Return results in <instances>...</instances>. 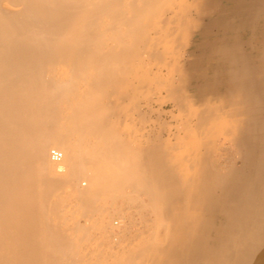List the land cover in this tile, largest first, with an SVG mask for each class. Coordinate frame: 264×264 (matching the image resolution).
Instances as JSON below:
<instances>
[{
    "label": "bare ground",
    "instance_id": "obj_1",
    "mask_svg": "<svg viewBox=\"0 0 264 264\" xmlns=\"http://www.w3.org/2000/svg\"><path fill=\"white\" fill-rule=\"evenodd\" d=\"M204 1L0 0V264L264 263L253 258L264 185L253 200L250 167L264 151V101L246 37L264 0L231 1L234 14L218 17L236 40L192 58L212 35ZM199 69L210 77L200 110ZM163 90L179 117L151 138L139 107ZM217 219L230 234L213 244Z\"/></svg>",
    "mask_w": 264,
    "mask_h": 264
},
{
    "label": "crops",
    "instance_id": "obj_2",
    "mask_svg": "<svg viewBox=\"0 0 264 264\" xmlns=\"http://www.w3.org/2000/svg\"><path fill=\"white\" fill-rule=\"evenodd\" d=\"M222 1V5H220V8L218 9V14H220V12L222 11L224 14H225V11L227 10L228 11V15L227 16H229V15H231V13L232 14H234V12H233V8L231 7V1L233 2V0H221ZM241 1H243V0H241ZM256 1H261V0H256ZM219 16V15H218ZM220 20H222V24H221V21L220 22H218L219 24H218V30H217V40L216 41H220V40H226V39H228L230 42L231 41H234V40H236V35H235V33H234V31L233 32H230V26H228L229 24V21H228V18L227 17H223V19H220ZM259 26L260 27H258V29L257 28H255L254 30H253V28L250 30V32H249V34L250 33H253V34H248L246 37L249 39V42H250V44H249V48L250 49H252V50H254V51H252V54H253V56L252 57H250V59H249V69H250V72H249V78H250V80L252 81V82H254V91H252V95H254V98L255 99H257L259 102H261V100L260 99H258V98H260V97H262V99H263V101H264V21H261L260 23H259ZM233 27V26H232ZM256 33V34H255ZM261 33V34H260ZM263 33V34H262ZM255 34V35H254ZM222 35H224V36H222ZM246 35V34H245ZM252 37V39L250 38V37ZM254 36V37H253ZM257 36V37H256ZM245 37V36H244ZM261 38V39H260ZM251 39V40H250ZM254 39H255V43H254ZM257 40V41H256ZM261 40H263V43L261 42ZM252 43V44H251ZM254 43V44H253ZM260 44V45H259ZM259 53V54H258ZM257 56V57H256ZM262 56V57H261ZM261 57V58H260ZM258 61V62H256V60ZM262 59V60H261ZM254 60V61H253ZM261 60V61H260ZM257 64V65H256ZM261 64H262V66H261ZM260 65V66H259ZM257 73V74H256ZM251 74V75H250ZM205 78H210V77H208V76H205L204 74H202V79L201 80H205ZM256 80H258V82L256 81ZM257 82V83H256ZM263 89H262V88ZM202 89H203V86H202ZM256 90V91H255ZM258 90V91H257ZM203 91V90H202ZM258 93V94H257ZM260 93V94H259ZM262 93H263V95H262ZM257 94V95H256ZM205 95H203V93H202V99H203V97H204ZM255 96H257V97H255ZM257 100H256V104H257ZM259 104V103H258ZM199 104H195V105H193L192 104V108L193 109H195V108H197L198 110H200V109H202V107H200V106H198ZM264 105V104H263ZM260 111H263V113H264V108H263V110H262V108L260 109ZM261 144V143H260ZM261 147H259V149H260ZM258 150V149H257ZM258 154V155H257ZM264 151H263V153H261V150H259V152L258 153H255V156H253L252 158H254V159H252V161H254L253 162V166H250L251 167V169L253 170V178H254V181H252V185H254V187H255V185H256V187H257V189H256V187H255V192H253V196H252V198H253V200H260V194H259V189L261 188V186H263L264 185V183L262 182V181H260L261 179H262V176H264ZM260 160V161H259ZM262 161V162H261ZM256 163V164H255ZM255 165V166H254ZM261 165V166H260ZM258 166V167H257ZM260 166V167H259ZM255 169V170H254ZM257 169V170H256ZM260 171V172H259ZM251 172V171H250ZM256 172V173H255ZM258 172V173H257ZM255 175H257V177L255 176ZM257 178V179H256ZM244 182V183H243ZM255 184H254V183ZM236 184V185H235ZM234 185V186H233ZM238 185V186H237ZM245 185H247V182L246 181H240V184H238L237 182L236 183H233V184H230L229 186H230V188H228L230 191H232L233 193H236L237 192V190L238 189H240L241 188V186H245ZM236 187V188H235ZM256 195V196H255ZM231 201H232V203H231ZM245 201V200H244ZM230 203V205L231 206H233L234 208L236 207H238V209H239V206H240V202H239V200L238 199H236V197H233L232 198V200L230 199V201H228V204ZM238 204V205H237ZM244 205V204H243ZM235 208V210H237ZM220 216V215H219ZM219 216H217V217H219ZM216 216H214V218H215ZM230 221H232V219L230 220ZM229 221V224L231 223ZM212 227H213V229H210L212 232H211V234H210V241L214 244L215 243V241L217 242L218 241V239H220V238H226L225 236L227 235V237H229V234L230 233H228L227 232V230L224 228V227H222V221L220 220V219H217L216 221H213V224H212ZM214 227H215V229H214ZM209 230V231H210ZM219 233V234H218ZM214 236H213V235ZM214 240V241H213ZM263 242H264V240H263ZM263 242H262V244H261V251L259 252V253H256V255L253 257L254 258V262H255V258L257 257V256H262V254L264 253V244H263Z\"/></svg>",
    "mask_w": 264,
    "mask_h": 264
},
{
    "label": "rangeland",
    "instance_id": "obj_3",
    "mask_svg": "<svg viewBox=\"0 0 264 264\" xmlns=\"http://www.w3.org/2000/svg\"><path fill=\"white\" fill-rule=\"evenodd\" d=\"M220 5H222L221 0H210V1L205 0L203 2V4H202L203 13L201 14L202 28H204L205 30H209L212 35L208 39H205V41L203 43L200 42L195 46L192 58L202 57V54H203L202 50H203V46H204L203 44H206L209 47L210 46L212 47L213 46L212 43H215V41L217 40L216 38L218 35L217 34V30H218L217 28H218V24H219L218 22L221 21V24H222V20H220V18L218 17V9L220 8ZM210 8H212V9H210ZM197 40H198V38L196 39V41ZM184 65H185L184 59H181L178 63L175 64L174 73H173L174 82L178 80L179 71H182V73L183 72L185 73V71L183 69ZM211 65L212 64H209V66H211ZM203 66L204 65L202 63V67ZM200 68H201V66H200ZM193 75L194 76L191 75L190 77L194 78V81L192 83V89L197 90V93H194V98H196V101H197L196 103H193V105H195V104H198V101L202 99V92L199 91L202 89V87L200 85V83L202 81L201 80L202 79L201 70L199 69L197 71H193ZM176 85L177 84H175V87H176ZM158 95H154L153 98L151 99V101L144 99L143 100L144 102L143 101L141 102L143 106L140 105L141 107H139V110L140 111L142 110V112L145 113V115H147V117H148V122L143 124L145 129L142 128V130L144 129L143 131H145L146 136H149L151 138H154V137L156 138L158 136L157 134L159 132V129H161L160 131L162 133L166 134L168 131V128L166 129L165 127L168 126L170 122H176V120H178L174 117V115L179 117V114L171 112L172 111L171 109L173 108V103L171 102L172 100L170 101V97L168 96L167 90L161 91V93H159ZM152 110H156V111H152ZM139 112L138 113L135 112L133 115L134 117L132 116L133 118L137 117V118L133 119V120H135L134 121L135 123L132 122L133 120H132V118H130L129 122L131 124H134L131 128H129L130 133H132V131L136 132V130L138 128H141L140 127V121H139L140 120L139 119ZM165 112H167V113H165ZM159 113H161V115H159ZM172 118H174V119H172ZM137 124L139 125L138 128H137ZM126 128L124 131L125 133H123L125 136L127 133Z\"/></svg>",
    "mask_w": 264,
    "mask_h": 264
},
{
    "label": "built area",
    "instance_id": "obj_4",
    "mask_svg": "<svg viewBox=\"0 0 264 264\" xmlns=\"http://www.w3.org/2000/svg\"><path fill=\"white\" fill-rule=\"evenodd\" d=\"M51 156L54 160H61L63 157V153H62V151H60L58 149H52L51 150Z\"/></svg>",
    "mask_w": 264,
    "mask_h": 264
},
{
    "label": "water",
    "instance_id": "obj_5",
    "mask_svg": "<svg viewBox=\"0 0 264 264\" xmlns=\"http://www.w3.org/2000/svg\"><path fill=\"white\" fill-rule=\"evenodd\" d=\"M261 264H264V263H261Z\"/></svg>",
    "mask_w": 264,
    "mask_h": 264
}]
</instances>
